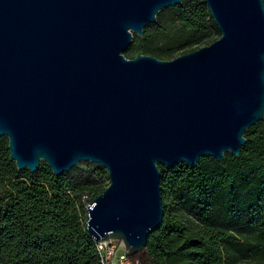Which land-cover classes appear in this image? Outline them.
Masks as SVG:
<instances>
[{
    "label": "water",
    "instance_id": "1",
    "mask_svg": "<svg viewBox=\"0 0 264 264\" xmlns=\"http://www.w3.org/2000/svg\"><path fill=\"white\" fill-rule=\"evenodd\" d=\"M183 0H0V138L18 171L103 166L96 241L147 246L164 222L159 166L235 157L264 121V0H205L221 37L172 60L127 58ZM2 187L0 186V193ZM119 244V243H118Z\"/></svg>",
    "mask_w": 264,
    "mask_h": 264
},
{
    "label": "trees",
    "instance_id": "2",
    "mask_svg": "<svg viewBox=\"0 0 264 264\" xmlns=\"http://www.w3.org/2000/svg\"><path fill=\"white\" fill-rule=\"evenodd\" d=\"M211 32L221 37L205 0H183L160 11L143 36L134 35L125 55L169 60L203 47ZM244 136L239 157L226 153L223 161L203 157L196 167L159 166L164 222L132 259L264 264V121ZM92 177L78 168L55 176L45 162L34 174L18 171L8 139L0 138V264H99L82 197H97L107 186Z\"/></svg>",
    "mask_w": 264,
    "mask_h": 264
},
{
    "label": "built area",
    "instance_id": "3",
    "mask_svg": "<svg viewBox=\"0 0 264 264\" xmlns=\"http://www.w3.org/2000/svg\"><path fill=\"white\" fill-rule=\"evenodd\" d=\"M88 199V196L82 197L86 209ZM96 250L99 264H142L139 260L132 259L129 252L126 254V247L122 241L115 239L96 241Z\"/></svg>",
    "mask_w": 264,
    "mask_h": 264
},
{
    "label": "rangeland",
    "instance_id": "4",
    "mask_svg": "<svg viewBox=\"0 0 264 264\" xmlns=\"http://www.w3.org/2000/svg\"><path fill=\"white\" fill-rule=\"evenodd\" d=\"M219 38H220V35H217L216 32H211V35L208 37L207 44H205L203 46H208ZM187 50H189V49H184V50L178 51L174 58L182 55L183 52H185ZM127 58L131 59V58H133V56L127 57ZM174 58H172V59H174ZM172 59H169V60H172ZM75 168H78L79 174L83 173L87 177L93 175L92 179H94V181L96 183H102L105 186H107V188H108V186L110 184L109 175H108V171L103 166L96 164V163H91V162H80L71 170H73ZM85 193H86V195H88L90 197V201L95 197V194H93V193H87V192H85ZM90 201H88V202H90Z\"/></svg>",
    "mask_w": 264,
    "mask_h": 264
}]
</instances>
